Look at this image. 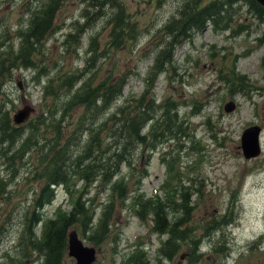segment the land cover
Wrapping results in <instances>:
<instances>
[{"label": "trees", "instance_id": "trees-1", "mask_svg": "<svg viewBox=\"0 0 264 264\" xmlns=\"http://www.w3.org/2000/svg\"><path fill=\"white\" fill-rule=\"evenodd\" d=\"M61 1L30 0L22 11L26 14L25 20L17 22L19 28L12 35L6 26H1L0 198H9L21 166L25 173L28 169L29 179L38 181V188H31L32 197L22 215L14 246L16 255L3 252L5 260L0 264H25L31 256H36L37 264H62L68 231H79L91 243L99 244L111 231L115 208L127 205L140 222L150 223L151 232L165 234V238L156 248L154 262L148 260L144 245L138 243L121 258L122 264H163L161 259L171 260L181 248V242L190 254L186 261L194 264L201 255L196 252L199 239L191 234L193 226L187 223L192 215V194L197 191L200 196V191L181 183L177 153L168 151L161 153L162 156L167 154L165 158L159 157L165 168L157 188L159 193L154 190L151 196L144 197L139 189L141 179L147 175L150 153L168 140L180 147L179 141L189 136L181 128L184 118L178 111L184 102L169 95L157 101L154 84L161 73L168 82L172 79L174 51L183 42L190 41L196 31L207 25L216 32L232 31L236 4L244 5L253 19L264 24V7L255 0H180L175 15L161 27L164 38L142 76L143 89L138 94L123 95L125 73H118L114 80L107 75L92 82L96 63L104 58L108 46L118 48L126 41L135 42L136 24L121 0H80L84 4L85 21L72 23L73 31L68 32L62 42L65 52L76 54L81 47L79 35L100 17L109 26V39L104 48L96 52L97 41L94 36L90 37L83 65L49 75L41 87L40 111L23 123L15 124L8 107L11 101L3 92L4 84L12 79L16 69L38 67L36 82L39 76L48 74L49 69L42 64L44 59L36 56L42 57ZM237 27L242 30L245 25L240 23ZM255 40L257 46L264 44V25ZM213 55L211 52L210 56ZM237 58L236 55L224 65L223 75H219L228 97L264 89L236 70ZM260 66L264 79V54L260 57ZM191 103L190 113L199 112L198 101L193 99ZM189 143V150L198 144L194 139ZM143 155L145 165L139 167ZM24 156H28V166H25ZM56 186L69 195V208L58 204L46 218L41 209L54 199ZM99 191L107 192V199L97 202L101 208L96 213L94 199ZM236 200L232 189L225 211L202 223L204 235L209 234L208 226L219 228L233 221L232 208ZM215 246L213 251L223 245Z\"/></svg>", "mask_w": 264, "mask_h": 264}, {"label": "rangeland", "instance_id": "rangeland-1", "mask_svg": "<svg viewBox=\"0 0 264 264\" xmlns=\"http://www.w3.org/2000/svg\"><path fill=\"white\" fill-rule=\"evenodd\" d=\"M121 1L136 24V40L126 41L118 48L108 46L104 58L96 63L97 71L92 83L107 75L110 80H114L118 73H125L127 78L123 95L138 94L143 89L142 76L161 46V38H164L161 27L170 16L175 15L180 0ZM29 2L0 0V32L1 26H6L10 35L19 28L17 22L25 20L26 14L22 11ZM61 2L54 30L45 41L42 57L36 56L40 60L44 59L42 64L49 69L48 74L39 76L36 82L34 77L39 71L38 67L16 69L12 72V79L4 84L3 92L11 101L8 105L11 114L27 104L33 107L29 117L34 116L43 104L41 87L46 78L61 70L80 68L87 55L84 51L90 37L94 36L97 41L96 52L103 49L109 39V26L100 17L79 35L81 47L78 52H65L62 45L65 35L73 31L74 21L82 24L85 15L82 14L84 4L80 0ZM234 8L237 10L231 24L232 31L216 32L209 25L196 31L190 41L183 42L174 51L172 79L168 82L164 73H161L153 89L157 101L169 95L184 102L179 105L178 111L184 118L181 128L189 136L179 141L180 147L173 140H168L150 153L146 162L147 175L141 179L139 189L144 197L151 196L154 190L158 191V185L165 175L159 157L165 158L167 154L162 156L161 153L168 151L177 153L181 183L200 191V196L197 191L192 194V215L187 223L193 226L191 234L199 239L196 252L201 255L195 263L192 262L194 264H264V89H255L245 95L234 94L230 98L219 78V75H223L224 65L237 55L236 70L245 74L253 84L264 88L260 66L264 44L257 46L255 40L264 24L253 19L244 5L236 4ZM240 23L245 25L242 30L237 27ZM211 52H214L213 56H210ZM193 99L201 107L195 114L190 113ZM229 100L235 106L225 112L223 105ZM251 124H257L262 129L261 152L255 161L245 160L239 147L241 131ZM190 139L198 142L193 150L188 149ZM145 159V155L140 157L139 167L145 165ZM23 160L26 161L25 166H28V156H24ZM27 172L28 169L25 173L21 166L9 198H0V263L5 260V251L11 256L16 255L14 246L22 215L32 197L31 188H38V181L29 179ZM232 189L237 195L232 208L235 214L233 221L219 228L208 226L206 232L209 234L204 235L202 223L225 211ZM106 199L107 192L99 191L95 195L96 213L101 208L97 202ZM58 204L68 209L69 195L56 186L54 199L41 209L43 216L50 217ZM110 223L111 231L99 244L91 243L79 231H75L83 245L94 248L95 258L91 264H122L121 258L126 257L138 243L144 245L148 260L155 261L156 248L165 234L151 232L150 223L140 222L129 212L128 205L115 208ZM181 244L171 260L161 259L163 264H188L186 260L190 254ZM217 244H222V248L213 251L212 247H217ZM35 257H29L25 264H37L36 260L34 262ZM62 264H74L73 257L65 255Z\"/></svg>", "mask_w": 264, "mask_h": 264}, {"label": "water", "instance_id": "water-1", "mask_svg": "<svg viewBox=\"0 0 264 264\" xmlns=\"http://www.w3.org/2000/svg\"><path fill=\"white\" fill-rule=\"evenodd\" d=\"M259 5L264 7V0H255ZM234 108V102L229 100L224 103L223 110L229 112ZM33 111L30 105H22L12 114L11 119L15 124L23 123ZM261 128L257 124H251L241 131L239 137V147L242 157L250 160L257 157L261 152L260 144ZM66 252L68 256L73 257L74 264H91L94 261V248L83 245L77 237L74 229L68 231Z\"/></svg>", "mask_w": 264, "mask_h": 264}]
</instances>
